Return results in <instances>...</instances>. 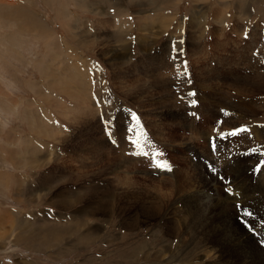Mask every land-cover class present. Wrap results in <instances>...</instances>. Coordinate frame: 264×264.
<instances>
[{
  "label": "rangeland",
  "instance_id": "obj_1",
  "mask_svg": "<svg viewBox=\"0 0 264 264\" xmlns=\"http://www.w3.org/2000/svg\"><path fill=\"white\" fill-rule=\"evenodd\" d=\"M180 1L0 0V264H264V0Z\"/></svg>",
  "mask_w": 264,
  "mask_h": 264
},
{
  "label": "bare ground",
  "instance_id": "obj_2",
  "mask_svg": "<svg viewBox=\"0 0 264 264\" xmlns=\"http://www.w3.org/2000/svg\"><path fill=\"white\" fill-rule=\"evenodd\" d=\"M74 1V0H73ZM78 2V1H77ZM135 3V2H134ZM137 3V2H136ZM80 4V3H79ZM78 5V4H77ZM81 5V4H80ZM79 5V6H80ZM150 5H152L151 3H150ZM174 5V4H173ZM150 10V9H149ZM172 16V15H171ZM171 16H169V17H171ZM70 18V17H69ZM168 24L166 25V27L169 25V23H170V20L168 19ZM143 28V27H142ZM144 30V29H143ZM42 32H44V31H42ZM162 33V32H161ZM161 33H159L157 36H160L161 35ZM55 42V41H54ZM54 42L51 44V46H50V50L51 51H53L54 50V47H53V45H54ZM59 51H57L56 52V54L58 53ZM59 68H61V67H59ZM66 72V71H65ZM65 74V73H64ZM259 74V73H258ZM57 76V75H56ZM61 76V75H60ZM258 76V75H257ZM259 77V76H258ZM264 77V76H263ZM62 78V77H61ZM260 81H262V83L264 84V78L263 79H259V82ZM57 82H60V81H57ZM57 82H55V84H57ZM256 82V81H255ZM239 83V82H238ZM261 83V82H260ZM53 84V83H52ZM60 84V83H59ZM65 84V83H64ZM86 84V83H85ZM240 84V83H239ZM248 84V83H247ZM246 84V85H247ZM54 85V84H53ZM62 87V86H61ZM71 86H69V89H71L70 88ZM63 88V87H62ZM61 88V89H62ZM58 90L60 89V87L59 88H57ZM66 89V88H65ZM69 89H66L67 91L69 90ZM64 89H62V91H63ZM66 90H64V91H66ZM69 91H71V90H69ZM58 93H59V91H58ZM57 93V94H58ZM60 94V93H59ZM68 95V94H67ZM41 97V96H40ZM76 97V96H75ZM88 102V101H87ZM60 103V102H59ZM253 103V102H252ZM88 104V103H87ZM251 104H246V105H242V106H239L240 107V109H242L243 111H245L246 113H252L251 112V110H252V108H251V110L249 111V109H250V106ZM236 107V106H235ZM35 108V107H34ZM32 109V108H31ZM30 109V110H31ZM255 112V111H254ZM254 112H253V114H254ZM215 118V117H214ZM204 119V118H203ZM202 119V120H203ZM46 120V119H45ZM35 128V127H34ZM245 128V127H244ZM255 129V128H254ZM46 130V129H45ZM29 141L30 140H28L27 141V143H29ZM220 168V167H219ZM262 172V171H261ZM263 174V173H262ZM201 182V181H200ZM96 197V196H95ZM244 200L242 201V200H240L241 199V197L240 198H238V199H236V201L237 200H239V201H241V204H239V205H241V206H243V208L244 209H246V210H248V211H250V212H252L253 213V216L251 217L252 219H254V221L252 220V224H251V226H252V228H253V232L255 231L258 235H260V236H262V235H264V224L262 223L263 221H264V193H262L261 195L259 194V195H245L244 197ZM235 199V198H234ZM211 201V200H210ZM90 202V201H89ZM108 202V201H107ZM245 202V203H244ZM104 204V203H103ZM238 206V205H237ZM237 206L235 207V215H237V217H238V215H240L239 214V212H238V210H237ZM98 209V208H97ZM233 210V209H232ZM201 213H203V214H201L200 215V218L199 219H204V212H201ZM232 223V222H231ZM72 227V226H71ZM74 227V226H73ZM220 227V226H219ZM74 228H76V227H74ZM51 229V228H50ZM68 229V228H67ZM66 228H60V229H57V228H53L51 231L50 230H48V231H46V232H38L39 234L38 235H36V234H31L29 237H27V238H25L24 236L22 237V239H21V241H22V243L24 244V246H26L27 248L28 247H34V246H36V245H39V246H46V244H50V243H52V242H56V243H60V241H62L63 240V238H64V236L67 234L66 233V230H67ZM71 229V228H70ZM253 232H250L251 233V235H252V233ZM73 233V232H72ZM249 233H248V236H249V238L251 237L252 239H254L252 236H251ZM247 236V237H248ZM78 239H81V238H78ZM87 239H89V233H86L84 236H83V238H82V240H83V242H86L87 241ZM203 239V235H202V237H201V240ZM247 241V240H246ZM200 243V242H199ZM76 245H80V244H82V242L81 241H77L76 243H75ZM202 244H203V242H202ZM53 244H51L50 246H52ZM199 248H202V246L200 245V247ZM197 261H198V263L197 264H221V262H220V260H219V256L217 255V253H216V251L213 249V248H211V247H209V248H206V249H204V252L202 251V253H199L198 254V257H197ZM192 263V262H191ZM193 263H195V262H193ZM223 264V263H222Z\"/></svg>",
  "mask_w": 264,
  "mask_h": 264
},
{
  "label": "snow or ice",
  "instance_id": "obj_3",
  "mask_svg": "<svg viewBox=\"0 0 264 264\" xmlns=\"http://www.w3.org/2000/svg\"><path fill=\"white\" fill-rule=\"evenodd\" d=\"M189 95H190V98L193 101H196V98H195L196 97V94L195 93H190ZM189 107L191 109L197 108L198 107V102L191 103L189 105ZM192 115L194 117L198 116V114L196 112H192ZM249 131H250V129H247V128L246 129H243L242 131H237L236 129H234V130L227 131V132H222L219 129H216L217 135L216 136H213L211 138V141H210V146L212 147L214 154L217 152V148H218L217 139H219L222 142H227V141L230 140V138L238 137L242 133H247ZM256 152L251 151V153H256ZM248 154H249V152H242L241 153L242 156H246ZM259 155L261 157H264V152H260ZM229 158H231V151L229 152ZM262 170H264V158L260 159L257 167L255 168V173L256 174H259ZM219 178L221 179L222 182H224V180L226 179L223 175H220ZM228 182L230 183V181H228ZM237 210H238L240 216H242V217L251 218L253 216V213L252 212L244 209L243 206H241V205H238L237 206ZM241 222L245 224V226L248 228V230L250 232H253L252 226L249 225L246 220H242ZM253 234H255V233L253 232ZM262 247H264V244H262Z\"/></svg>",
  "mask_w": 264,
  "mask_h": 264
},
{
  "label": "crops",
  "instance_id": "obj_4",
  "mask_svg": "<svg viewBox=\"0 0 264 264\" xmlns=\"http://www.w3.org/2000/svg\"><path fill=\"white\" fill-rule=\"evenodd\" d=\"M119 1V2H118ZM126 2L125 3H121V0H115V4H117L116 6H114V8H116V9H123L124 10V8H123V6H125L126 8L125 9H127V10H131L132 8L131 7H133V5H132V0H125ZM187 3V1H185V0H181L179 3H177V4H175V5H172V7L173 8H171L170 10H168V11H166L165 13L167 14V13H171V14H173V16L174 17H176V16H178L179 17V12H180V9H181V5L182 4H184V3ZM185 3V4H186ZM123 5V6H122ZM132 5V6H131ZM189 6H192V3L190 2V4H189ZM174 8H177L175 11H177V13L178 14H176V13H173L172 12V9H174ZM119 11V10H118ZM119 15H121L122 17L125 15L126 16V12H124V11H121L120 13H119ZM181 17V16H180ZM183 19H184V22H187L188 20H189V17H186V16H184L183 17ZM133 20V21H132ZM131 20V22H134V19H132ZM175 21H176V19H175ZM175 21H174V23H175ZM173 23V24H174ZM143 27V28H142ZM141 28L142 29H144V30H146L147 29V27H146V25L144 24L143 26H142ZM134 30H135V27L133 28ZM130 32H131V30L129 29V26L127 25V30L125 31V32H123V35H128V38L130 37L129 35H130ZM133 34H134V31H133ZM137 35V34H136ZM135 37V35H132V37L131 38H134ZM84 89L85 90H89V88H88V86H85L84 87ZM60 96H62V95H60ZM63 97V96H62ZM64 99H65V97H63ZM65 101H66V103L68 102L66 99H65ZM64 124H65V122L64 123H62V126H61V128L63 129V131H65V127H64ZM24 127H25V129H28L27 127H26V125L24 124ZM49 127V126H48ZM49 128H52V127H49ZM52 130H54V129H52ZM28 132H29V130H28ZM43 132H44V130H43ZM44 133H47V132H44ZM29 134H32L31 132H29ZM43 148V147H42ZM49 151L47 150V149H45L44 148V156H49L48 154H46V153H48ZM42 156H43V154H42V151L41 152H38V157L39 158H41V162H43V159H42ZM40 161V160H39ZM53 164L52 163H50V165L49 166H52ZM98 202L96 203V205L93 207L95 210H97V211H94V213H97V212H100L101 210H98L99 208H98ZM98 208V209H97ZM105 209H110L111 208V206H108V207H104ZM90 212V211H89Z\"/></svg>",
  "mask_w": 264,
  "mask_h": 264
}]
</instances>
